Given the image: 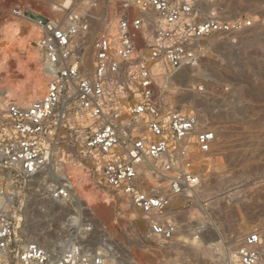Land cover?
Returning a JSON list of instances; mask_svg holds the SVG:
<instances>
[{
  "label": "built area",
  "instance_id": "1",
  "mask_svg": "<svg viewBox=\"0 0 264 264\" xmlns=\"http://www.w3.org/2000/svg\"><path fill=\"white\" fill-rule=\"evenodd\" d=\"M201 2L110 0V10L101 13L100 0H0V20L18 19L40 29L39 40L30 38V45L40 48L42 72L52 77L42 99L29 106L9 102L10 126L0 130V264L103 263L78 242L57 255L36 240L18 243L8 211L11 183L48 167V150L54 151L50 137L78 112L92 120L84 128L83 146L100 183L145 216L151 236L164 241L176 236L173 205L189 201V193L198 195L203 163L196 153H210L217 133L194 110L162 106L153 66L161 62L173 72L196 68L207 38L237 44L254 26L244 16L202 15ZM89 45L91 67L84 65ZM129 78L137 83L134 91L127 88ZM57 179L63 182L51 198H73L64 176ZM263 236L260 229L243 236L236 252L240 264H264Z\"/></svg>",
  "mask_w": 264,
  "mask_h": 264
},
{
  "label": "rangeland",
  "instance_id": "2",
  "mask_svg": "<svg viewBox=\"0 0 264 264\" xmlns=\"http://www.w3.org/2000/svg\"><path fill=\"white\" fill-rule=\"evenodd\" d=\"M202 1V15L216 12L228 19L244 16L254 26L240 36L237 44L221 36L207 38L205 55L196 68L173 72L166 66L173 79L164 88L156 87L163 107L173 109L166 102V98L173 97L174 109L194 110L217 134H224L217 135L210 153L198 158L203 163L198 195L189 193V201L178 200L173 205L179 225L176 236L168 241L151 236L145 216L100 183L92 156L83 146L84 128L92 120L78 112L50 137L54 151L48 150V167L30 180L11 183L14 196L8 202V211L18 243L36 240L57 255L67 244L78 242L85 253L99 256L102 264H240L236 252L243 236L257 229L264 231V194L224 191L229 186L225 180L233 176L259 175L263 182H251L249 178L244 185L264 186V0ZM110 5V0H100L99 11L107 13ZM5 23L0 20V32L14 25L21 31L16 36L7 33L0 45L19 51V41L32 38L33 25L18 19ZM100 28L101 24L95 27ZM92 40L93 35L89 44ZM33 47L37 46L29 48ZM88 50L92 58L90 45ZM30 67L35 68L33 63ZM181 71L184 75H177ZM22 77L16 71L15 60H11L0 84L18 83ZM129 81L127 88L136 90V81ZM170 89L175 92L172 94ZM10 101L21 103L14 98L6 100L0 88V130L10 126ZM66 161L86 167L97 187L111 195L114 208L94 210L76 195L69 200L52 199L51 190L63 182L57 177L61 179ZM210 174L220 180L213 182L212 188ZM196 212L201 218L195 217Z\"/></svg>",
  "mask_w": 264,
  "mask_h": 264
},
{
  "label": "bare ground",
  "instance_id": "3",
  "mask_svg": "<svg viewBox=\"0 0 264 264\" xmlns=\"http://www.w3.org/2000/svg\"><path fill=\"white\" fill-rule=\"evenodd\" d=\"M20 31L21 29L14 25L12 28H8L6 31L0 32V42L4 39V36L7 33L16 36L19 34ZM113 32L117 34L116 29H114ZM40 34V29L37 26L33 25L29 36L38 41L40 38ZM23 42L19 41V44L21 43L20 45H18L19 51L12 50L9 47H3L0 45V79L3 73L9 72L11 60H15L16 71H18V73L24 76L18 83H7L3 85L0 84V88H3L6 100L14 98L20 101L23 105L29 106L34 101L42 99L44 97L48 89V84L51 81L52 77L45 76L42 72L43 55L40 48L37 46L33 47V49H30L29 47L32 46L30 45L31 42L29 40H27V42ZM138 51L135 54H138ZM135 54L134 56H136ZM32 63L35 66L34 69L30 67V64ZM88 63L92 64V58L90 57V53L87 47V50L84 54V65L88 66ZM179 74L184 75L183 72L178 73L177 75ZM153 75L155 85L159 89H161L162 87L164 88V86H166V84L168 85V82L173 79V75H171L170 71H168L166 65L161 62H159L154 67ZM170 91L172 94L175 92V90L173 89H170ZM166 102L170 105L171 108H174V104L176 103L173 97L166 98ZM219 143L222 144L221 141ZM202 156L203 154L197 151L196 158L198 159ZM48 158L50 157L47 155V159ZM63 176L67 184L73 189V195L78 196V199L80 198L85 205L92 207V209L94 210H98L102 207L107 209L114 208L115 202L111 198V195L108 192L102 191L97 187V185L90 176V172L82 164L78 163L77 161H66L65 166L63 168ZM195 217L201 218V214L199 212H196ZM222 242L218 240V243L220 245L224 244V242ZM262 250L264 251V247Z\"/></svg>",
  "mask_w": 264,
  "mask_h": 264
},
{
  "label": "crops",
  "instance_id": "4",
  "mask_svg": "<svg viewBox=\"0 0 264 264\" xmlns=\"http://www.w3.org/2000/svg\"><path fill=\"white\" fill-rule=\"evenodd\" d=\"M249 178H252L251 182H263V180H261L262 176L259 175H251V176L241 175L238 177L233 176L225 180V183H229V186L227 185L228 187H226L224 194H264V186H260L258 188L257 187L251 188L250 185H246V186L244 185L248 181L247 179ZM208 182L210 185L209 188H212V183L220 182V180H218L216 176L210 174L208 176ZM209 188L207 187V189Z\"/></svg>",
  "mask_w": 264,
  "mask_h": 264
}]
</instances>
